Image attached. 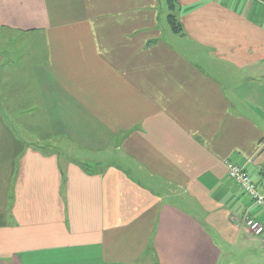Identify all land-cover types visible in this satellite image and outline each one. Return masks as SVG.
I'll return each instance as SVG.
<instances>
[{"label":"crops","instance_id":"obj_1","mask_svg":"<svg viewBox=\"0 0 264 264\" xmlns=\"http://www.w3.org/2000/svg\"><path fill=\"white\" fill-rule=\"evenodd\" d=\"M175 4L0 0V264H264V0Z\"/></svg>","mask_w":264,"mask_h":264},{"label":"rangeland","instance_id":"obj_2","mask_svg":"<svg viewBox=\"0 0 264 264\" xmlns=\"http://www.w3.org/2000/svg\"><path fill=\"white\" fill-rule=\"evenodd\" d=\"M165 6H166V2H165ZM12 39V40H10ZM41 41V40H40ZM34 42V39L31 40V44ZM11 43H17V48H14V52H12V54L9 56H6V54H3V58H8L7 60V64H4L3 67L7 66V70L11 73L10 75H18L19 79H20V83L18 86H20V93L23 95L24 94V86L31 85L33 87V85L31 84V70H29V68L31 67V62L34 61L33 57H35L34 55V51L31 50V52L28 50L27 46H26V38H22L20 36H13V35H6V33L2 30H0V50L1 48L4 49V47L8 46L10 47ZM41 44V43H40ZM4 45V47H3ZM18 45H20L21 47L19 48ZM13 46H15L13 44ZM8 48V47H7ZM19 49V50H18ZM4 53V52H3ZM31 55V57H30ZM11 60V62H10ZM9 65V66H8ZM15 70H18V72H15ZM29 83H28V81ZM28 95L31 96L30 91H28ZM9 116H6V121L8 122ZM20 134H23L24 132H19ZM68 148V147H66ZM68 151L65 150L64 153H67ZM77 151L74 148H71V152L69 151V153L73 154L72 156H77L80 159L84 158V155L81 153H76ZM87 156L89 157V159H91L92 157H95V159H107L109 157V154H97V155H93V154H87Z\"/></svg>","mask_w":264,"mask_h":264},{"label":"built area","instance_id":"obj_3","mask_svg":"<svg viewBox=\"0 0 264 264\" xmlns=\"http://www.w3.org/2000/svg\"><path fill=\"white\" fill-rule=\"evenodd\" d=\"M223 163L229 178L239 186L253 204L261 208L264 213V194L259 192L257 184L251 179L250 174L244 166L234 163L229 159H225ZM243 225L250 234L264 239V225L261 222L252 217L245 216L243 218Z\"/></svg>","mask_w":264,"mask_h":264},{"label":"trees","instance_id":"obj_4","mask_svg":"<svg viewBox=\"0 0 264 264\" xmlns=\"http://www.w3.org/2000/svg\"><path fill=\"white\" fill-rule=\"evenodd\" d=\"M168 6L167 23L174 33H183V27L175 13V0H166Z\"/></svg>","mask_w":264,"mask_h":264}]
</instances>
